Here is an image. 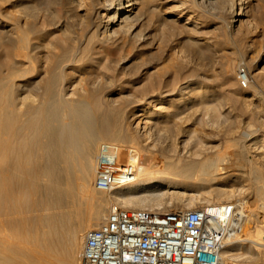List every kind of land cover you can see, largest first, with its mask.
<instances>
[{"label": "bare ground", "instance_id": "1", "mask_svg": "<svg viewBox=\"0 0 264 264\" xmlns=\"http://www.w3.org/2000/svg\"><path fill=\"white\" fill-rule=\"evenodd\" d=\"M199 1L210 9L233 15V23L241 22L244 12L240 0ZM73 2L75 9L83 12L72 15L79 17L76 21L81 25H69L66 15L60 11L56 12V22L49 20L46 25L41 9L24 6L14 40L2 48L4 60L0 61V70L6 67V71L3 77L0 71V211L6 218V224L3 221L6 232L14 235L15 243L10 245V256L0 255V264H77L86 233L98 228L106 218L108 200L110 207L166 213L163 206L177 203L180 197L212 194L217 200H205L202 196L204 202L199 209L222 215L233 208L242 219L240 233L222 251L223 261L251 259L253 251L258 253L264 249V221L253 220L248 224L252 212H245L243 205L251 200L255 204L253 208L264 211V203L255 202L264 201L261 175H248L241 167L237 168L234 159L233 163L225 155L213 153L211 148L201 145L199 138L191 140L192 132L170 130L161 124L159 130L178 139L177 143L169 140L166 144L165 151L169 155L163 161L156 160L150 153L143 154L140 136H130L135 147L122 148L99 142L101 133L107 140H116L119 135L109 126L104 127L107 119L95 102L96 97L108 98L118 92L125 106L134 103L140 106L154 98L152 91L132 102L126 92L132 88L133 81L111 74L116 56L122 50V45H114V41L124 42V38L131 35L133 25L141 19L139 2ZM53 4L54 0H48L46 6ZM97 5L101 10L92 19L88 11L93 12ZM58 27L63 28L61 32ZM14 57L19 59L18 74L12 69ZM198 81L197 77L185 80L184 86L172 88V93L181 89H187V93L195 91ZM191 95L186 102L188 113L193 112L192 108L203 98L199 90ZM164 101L170 100L165 96L157 100L158 103ZM106 106L109 112L113 111L110 99ZM148 116L137 114L136 118ZM144 125L142 137H147L150 133ZM181 138L185 140H182V149L179 147ZM97 146L99 149L119 148V157L130 168L131 176L109 192L93 188ZM243 151L242 147L237 152L242 158ZM245 175L252 184L245 200L231 201L238 190L233 189L232 184ZM226 185L230 188L223 187ZM100 194H106L107 199L99 197ZM189 209L188 206L179 210ZM251 227L254 238L247 231ZM240 234L247 237L241 239Z\"/></svg>", "mask_w": 264, "mask_h": 264}, {"label": "rangeland", "instance_id": "2", "mask_svg": "<svg viewBox=\"0 0 264 264\" xmlns=\"http://www.w3.org/2000/svg\"><path fill=\"white\" fill-rule=\"evenodd\" d=\"M137 1L139 6L141 5L138 6L141 19L136 22L137 25H133L131 35L125 37L124 42L113 40L114 45H122V50L114 61L111 70L113 73L111 71L110 73L133 81L132 88L126 92L132 102L141 100L144 94H151L152 91L154 98L146 100L140 106L135 103L125 106L118 92H113L108 98L114 108L112 112H109L106 106L109 99L103 95L96 97L94 100L107 119L104 127L109 126L119 135L116 140H107L101 133L99 142L106 145H118L122 148L135 147L130 142V136H140L139 146L143 154L150 153L149 155L156 160L163 161L164 157L169 155L165 151L166 144L169 140L177 143L178 139L177 137L174 139L169 132L159 130V125H164L170 130L182 129L192 132L191 140L199 138L201 145L211 148L213 153L223 154L231 162L234 159L235 163H233L237 168L241 167L248 175H261V185L264 184V69L260 70L264 67V63H260L264 60V0H240L244 13L240 18L241 22L237 23H233V15L203 6L199 0ZM47 2L48 0H0V61L4 60L2 48H6L9 41L14 40L15 27L21 24L24 6L41 9L44 21H47V23L44 22L46 25L50 23L49 20L56 22L57 11L66 15L69 25L77 27L82 24L76 21L79 17H73L83 14L75 9L73 0H54L53 6L50 7L46 6ZM99 6L95 7V12L88 11L89 17H96L101 10ZM121 7L123 8L124 5ZM71 17L73 18L69 20L68 18ZM185 22H187L186 25ZM58 28L60 32L63 29ZM2 45L6 46L1 47ZM18 60L14 57L12 66L17 74L20 68ZM241 67L248 75V85L245 89H241L236 81L237 70ZM4 70L6 71V67L0 70L1 77L5 74ZM196 77L199 81L195 91L202 92L203 98L192 108L194 111L188 113L189 106L186 102L190 101L191 94L195 91L187 93V89H181V92H178L181 94L177 95L178 93H172V88H182L185 80ZM160 96H165L170 101L158 103ZM137 114H142L143 117L149 116L137 119ZM143 125L148 128L149 137H146V134H144L146 138L142 137ZM182 140L184 138H181L179 144L181 149L182 142L185 141ZM242 147L244 159L240 153H237ZM98 149L99 146L95 150V156ZM182 156L187 157L185 154ZM245 176L232 184V188L234 187L235 190L238 188V190L231 201L241 200L242 202L248 194L252 184L246 179L247 175ZM228 184L230 186L231 183ZM223 187L230 188L227 185ZM202 196L205 200L208 198L210 201L217 200L214 194L208 197L207 195L196 198L180 197L177 203L165 204L163 209L167 212L180 211L188 206L189 210L199 209L204 202ZM99 197L107 199L108 196L100 194ZM255 202L256 204L264 203L262 200ZM107 203L105 216L111 205L109 200ZM254 205L251 200L243 205L245 212H252L251 215L249 214L248 224L253 220L264 221V211L253 208ZM153 212L158 211L153 210ZM5 220L3 212L0 211V255L10 256L12 254L10 245L15 242L14 235L6 232ZM247 231L251 238H254V229L251 227ZM246 237L245 234H240L241 239ZM81 246L82 242L77 264H79ZM258 253L253 251L254 255L251 259L238 261L225 259L224 262L225 264H264V249Z\"/></svg>", "mask_w": 264, "mask_h": 264}, {"label": "built area", "instance_id": "3", "mask_svg": "<svg viewBox=\"0 0 264 264\" xmlns=\"http://www.w3.org/2000/svg\"><path fill=\"white\" fill-rule=\"evenodd\" d=\"M236 81L241 89L247 87L244 68L237 70ZM119 151L99 149L96 190L109 192L131 176ZM241 226L233 208L218 215L207 209L159 213L112 205L102 224L86 233L79 264H225L222 251Z\"/></svg>", "mask_w": 264, "mask_h": 264}]
</instances>
